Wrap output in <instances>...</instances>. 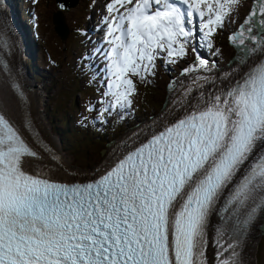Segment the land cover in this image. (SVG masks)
<instances>
[{
	"label": "snow or ice",
	"instance_id": "1",
	"mask_svg": "<svg viewBox=\"0 0 264 264\" xmlns=\"http://www.w3.org/2000/svg\"><path fill=\"white\" fill-rule=\"evenodd\" d=\"M240 6L110 0L103 97L111 100L100 102L101 122L132 107L130 75H155L158 59L176 64L189 48L195 59L181 72L188 82L168 86L158 117L83 182L57 178L68 169L36 131L24 90L0 58V264H248L244 249L264 234V0L228 38L237 68L212 75L215 62L194 43L212 49ZM12 47L0 30V51Z\"/></svg>",
	"mask_w": 264,
	"mask_h": 264
},
{
	"label": "rangeland",
	"instance_id": "2",
	"mask_svg": "<svg viewBox=\"0 0 264 264\" xmlns=\"http://www.w3.org/2000/svg\"><path fill=\"white\" fill-rule=\"evenodd\" d=\"M71 1L73 4L70 3ZM103 1L70 0L69 10H67L69 5L58 10L57 1L55 4L54 0H29L31 13L28 21L33 29L32 38L36 50V63L31 70L42 75L40 78L34 77V80H37L34 84L41 104L38 114L42 117L41 123L49 130V134L59 139L57 141L60 155L67 158L71 166L76 168L75 170H80L83 176L81 178L89 177V172L102 163L106 152L111 149V144L123 138L126 131L151 122L153 117L167 107L166 105L161 108L159 104L162 98L164 100L168 80L172 78V84L181 80L182 69L195 59L189 48L188 56L176 64L166 65L163 59H158L155 75L146 76L143 80L139 76L130 75L129 78L136 87L132 97V107L114 111L111 115L105 114L104 119L107 122H101L98 114L104 105L100 102L102 99L111 100V97H103V93L107 90L108 77L103 67H100V76L95 74L96 71L89 70L86 53L94 48L93 35L90 43V33L85 34L84 24L92 22L89 16L92 15L93 6L90 5L96 6L95 16L98 17ZM253 2L254 0H241V6L228 17L223 29L214 34L213 53H210L211 49L209 52L207 50L208 54L205 53L201 40L194 41L202 57L209 61L214 60L216 64L214 70L223 71L231 56L238 52L235 45L227 42V36L231 30L241 25ZM8 15L11 18L10 12ZM24 17L26 18L25 15ZM52 18H55L59 27L62 26L63 19L67 27L64 37L61 38L53 28ZM82 26V31L79 33L78 28ZM95 26L96 23L93 24V27ZM216 49H219V52H216ZM163 55L162 53L161 56ZM91 59L95 60L94 57ZM233 61L234 58L231 59V63ZM28 64L30 65L29 61ZM233 64L232 66H235ZM94 82H97V87ZM94 92H96L95 96ZM166 95L170 97L169 91ZM89 106L93 107L92 112L87 111ZM85 117L87 119H84ZM63 134L64 142L61 140ZM49 146L52 147L51 144ZM255 235L257 245L253 243L255 248L252 264H264V234L257 231ZM246 249L249 253L253 250L249 246Z\"/></svg>",
	"mask_w": 264,
	"mask_h": 264
},
{
	"label": "bare ground",
	"instance_id": "3",
	"mask_svg": "<svg viewBox=\"0 0 264 264\" xmlns=\"http://www.w3.org/2000/svg\"><path fill=\"white\" fill-rule=\"evenodd\" d=\"M55 1V4H56V0H54ZM75 1V0H74ZM70 2V1H69ZM70 3H72V1L70 2ZM61 4H63L64 5V7L63 8H65V7H67V5H65L62 1L60 2V4H59V7H58V10H60L59 8H61L60 7V5ZM73 4V3H72ZM69 5V4H68ZM4 7H7V6H4ZM70 7H71V5H69L68 7H67V10H69L70 9ZM72 7H74V6H72ZM59 14H60V12H58ZM12 14V13H11ZM54 17V16H53ZM53 19H55V18H52L51 19V21L53 20ZM0 24H3V21H2V19H1V16H0ZM53 28H54V26H53ZM82 28H83V26L82 27H79L78 28V32L80 33L81 31H82ZM75 30V29H74ZM20 39H22L20 36H18V37H14L13 38V41L14 42H17V41H19ZM0 55H1V58L2 59H6V58H11V57H13V60H12V62H13V75H15L16 76V79H17V82L21 85V87H22V89L24 90V89H26V92H25V98H26V103H27V107H28V111H29V114H30V116H31V118H32V120H33V124H34V126H35V128H36V131L37 132H39L40 134H41V138L44 140V142L46 143V144H51L52 145V148H53V150L58 154V155H60V153H59V150H58V148H60V147H58V145H59V142L57 141V140H59V139H57L56 137H54V136H52V135H50L49 134V130L45 127V125H42V123L41 122H43V119H42V117H40V115L38 114V110H40V107L37 105V98H38V94H37V91H36V86H34L32 89H28V85H29V80L28 79H21L20 77H19V75H20V71H19V60H21L22 58L20 57V56H17V55H15V54H13L12 53V49L11 50H9V51H0ZM232 63H234L235 64V66H232ZM230 65H227L226 66V68L222 71V70H218V71H216V70H214L213 69V73H212V75H220V76H223L225 73H227V72H229V71H231V70H233V69H235V68H237V64H236V60L234 59V61L232 62ZM233 64V65H234ZM182 81H184L185 83H187L188 82V77H185V76H182V79H181ZM176 87H179V85H175ZM42 92V91H41ZM46 101V100H45ZM158 117V115L157 116H155V117H153V119H152V121L153 120H155L156 118ZM42 120H41V119ZM151 121V122H152ZM151 122H149V123H145V124H142V125H140V126H136V128L137 129H140V128H144V127H146V126H148V125H150L151 124ZM44 124V123H43ZM47 124V123H46ZM133 130H134V128H133ZM132 129H131V131L129 130V131H126V133L127 132H129L128 134H124V136H123V138H120L119 140H118V142L117 143H112L111 144V149L110 150H108L107 152H106V155H105V158H104V160L102 161V163L99 165V166H97V167H95L94 168V170L92 169L90 172H93L94 174H97L99 171H101L103 168H105V166L108 164V163H110L111 161H112V159H113V150H114V147L116 146V145H118L119 143H121L122 142V140L123 139H126V137L128 136V135H130L131 133H132V131H133ZM49 140H50V143H49ZM106 149H108V147L106 148ZM61 157H62V155H60ZM62 159H63V162H64V165H65V167L68 169V172H67V174H65V175H68L67 176V178L68 179H70L71 177H77V179H83V178H81V176H82V174H80V170L78 171V169L77 170H75L72 166H71V164H70V162L68 161V159L66 158L65 159V157H62ZM73 168V169H72ZM63 174V173H62ZM83 174H85L84 172H83ZM86 175V174H85ZM83 177V176H82ZM86 177H88V176H86ZM261 225V224H260ZM260 225H259V227H260ZM258 233H259V231H258ZM256 235H254V237H253V242H251V244L249 245V247H252L253 248V250H252V252H247V249L245 248L244 249V255L246 256V258H247V261H248V264H252V257H253V255H254V248H255V246H253V243L254 244H256L257 245V243H256ZM255 241V242H254ZM212 255H213V253H212V250L210 249L209 250V256H210V258L212 257Z\"/></svg>",
	"mask_w": 264,
	"mask_h": 264
},
{
	"label": "water",
	"instance_id": "4",
	"mask_svg": "<svg viewBox=\"0 0 264 264\" xmlns=\"http://www.w3.org/2000/svg\"><path fill=\"white\" fill-rule=\"evenodd\" d=\"M57 2H59V4H60V2L62 1L65 5H68L69 4V1L70 0H56ZM0 2H2V3H4V4H6L7 3V0H0ZM58 6V5H57ZM59 7V6H58ZM62 26H58L57 25V22L55 21V19H53L52 20V24H53V26H54V29L57 31V33H58V35L62 38V37H64L65 36V34H66V32H67V27H66V25H65V23L63 22V19H62ZM234 32H236V31H233L231 34H233ZM231 34H229L228 36H227V42L229 41V36L231 35ZM25 54V50L24 49H22L21 50V55H24ZM237 55H238V52L236 53V54H233L232 56H231V58L228 60V63L227 64H225V65H230L231 64V59H235L236 57H237ZM236 60V59H235ZM170 84H172L171 83V81H170V79L168 80V83H167V85H166V88H165V96H164V100H163V102H162V104H161V108H164L166 105H167V101H168V99H169V97H167V92L169 91L168 90V86L170 85ZM35 85H33L32 86V88L34 87ZM38 96V95H37ZM42 101L44 102V100L42 99ZM37 105L40 107V98H39V96H38V98H37ZM260 228L261 229H264V224H261L260 225ZM259 233H261V231L259 232Z\"/></svg>",
	"mask_w": 264,
	"mask_h": 264
},
{
	"label": "trees",
	"instance_id": "5",
	"mask_svg": "<svg viewBox=\"0 0 264 264\" xmlns=\"http://www.w3.org/2000/svg\"><path fill=\"white\" fill-rule=\"evenodd\" d=\"M24 7H25V0H20L19 1V9L23 10ZM205 48H206V50H208V52L210 51V49H208L206 46H205ZM212 49H213V51L215 50L214 48H212ZM212 49H211L210 53H213ZM31 74L35 78H40L42 76L41 74L37 73L35 70H31ZM94 94L96 95V92H94ZM162 100H163V98H162ZM162 100L160 101L159 107L162 103ZM63 136H64V134H63ZM64 139H65V136L63 138H61L62 142H64Z\"/></svg>",
	"mask_w": 264,
	"mask_h": 264
}]
</instances>
